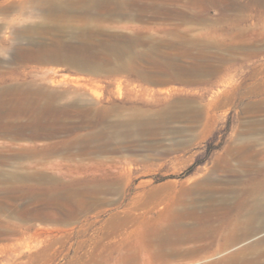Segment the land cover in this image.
Segmentation results:
<instances>
[{"label": "rangeland", "instance_id": "1", "mask_svg": "<svg viewBox=\"0 0 264 264\" xmlns=\"http://www.w3.org/2000/svg\"><path fill=\"white\" fill-rule=\"evenodd\" d=\"M86 1L57 0L78 3L59 16L50 0H0V264H264V231L190 257L157 241L230 143L264 149V5L142 0L160 15L132 7L127 20ZM186 49L229 73H167L192 67ZM262 174L244 189L264 191Z\"/></svg>", "mask_w": 264, "mask_h": 264}, {"label": "bare ground", "instance_id": "2", "mask_svg": "<svg viewBox=\"0 0 264 264\" xmlns=\"http://www.w3.org/2000/svg\"><path fill=\"white\" fill-rule=\"evenodd\" d=\"M257 1L259 4L264 5V0ZM47 4L49 6L45 12L48 15L59 16L67 11H75L76 5H78V3L67 2L66 6H62L57 0H50ZM85 4L84 12H95L105 8L109 10L110 14L120 15V17L127 20L132 18L126 10H130L132 7L143 13L150 12L153 16L160 15L159 12L162 11L153 12L155 9L154 4L142 0H87ZM189 4L193 8L200 6V11L205 12L210 6V0H190ZM229 7L235 8L237 6L235 2L227 0L223 2L221 9H229ZM201 12L193 13L191 18H204L205 14ZM176 15L179 18L184 17L182 13ZM221 20L228 22L229 18L226 15ZM191 40L193 45L195 44L194 46L199 45L197 37L193 36ZM230 48L229 50L235 49L234 46ZM242 50L245 49L242 48ZM180 56L189 57L192 67L187 71L171 64L166 68L167 73L180 78L187 73L199 77L200 72H203V75L205 74L210 79V77H215L220 73L228 72L227 69L225 71L223 68L215 66L212 61L202 62V52L191 53L190 50L186 49L185 53L180 54ZM208 83H210V80L206 79L203 82L191 81L189 84L207 85ZM235 91L232 88L219 90L208 101L207 111L217 108L220 104L226 105L232 102L236 96ZM250 132L253 133V129L250 128ZM19 138L21 139L22 136H19ZM240 141L242 140H239V143H230L225 152L216 158L208 172L200 176L192 185L180 190L178 199L173 201L176 202L174 206H180L183 210H185V206H188V209L183 213H175L181 219L178 226L176 225L175 232L157 237L159 248L164 250L167 255L176 256L179 254L190 257L201 252L210 253L213 245L216 248L215 251H223L228 246H233L238 240H244L264 231V219H261L264 218V191L259 190V192L256 188L251 187L244 189V184L249 182L254 184L258 176L263 175L264 169L260 171L254 169L255 163L264 157V149H257L255 141ZM262 180L264 181V176ZM259 196H262V202L258 199Z\"/></svg>", "mask_w": 264, "mask_h": 264}]
</instances>
